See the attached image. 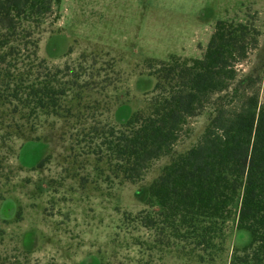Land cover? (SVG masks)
<instances>
[{"label": "rangeland", "instance_id": "obj_1", "mask_svg": "<svg viewBox=\"0 0 264 264\" xmlns=\"http://www.w3.org/2000/svg\"><path fill=\"white\" fill-rule=\"evenodd\" d=\"M225 19L251 23L259 31L257 46L236 70L237 80L255 79L247 90L258 91L262 101L264 0H53L50 11L38 23H27V30L20 27L26 22L17 21L19 39L28 34L27 39L38 40L44 61L38 73L66 64L72 71L81 63L87 92L80 120L42 115L22 138L3 139L0 130V264H229L233 250L248 241L234 218L226 222L223 250L203 260L169 229L144 226L138 219L157 210L146 203L148 186L171 155L199 143L215 95L186 120L170 153L154 160L135 183H120L87 153L84 130L89 124L118 125L143 108L158 64L201 57L214 24ZM31 50L30 42L23 53ZM35 136L39 141L30 145L35 161L46 154L49 159L32 169L21 160L20 147Z\"/></svg>", "mask_w": 264, "mask_h": 264}, {"label": "trees", "instance_id": "obj_2", "mask_svg": "<svg viewBox=\"0 0 264 264\" xmlns=\"http://www.w3.org/2000/svg\"><path fill=\"white\" fill-rule=\"evenodd\" d=\"M52 1L0 0L3 139L22 138L42 115L64 120L85 116L81 99L87 83L81 82L85 71L81 63L72 71L66 64L52 73H38L44 62L37 53L38 40L27 39L28 34L19 39L17 21L26 22L20 27L27 30V23H38L50 11ZM258 35L251 23L218 20L201 57L160 63L150 73L155 83L143 108L118 125H83L87 153L106 164L120 183H135L154 160L170 153L186 120L216 96L199 143L173 153L150 182L146 203L157 210L138 218L144 226L169 229L182 244L198 249L201 260L223 250L226 222L234 218L236 229L245 231L248 241L233 250L229 264H264V99L255 89L247 90L255 79L237 80L236 70L257 46ZM30 42L33 50L26 55L23 51ZM27 59L32 63L18 65ZM59 73L67 78L58 79ZM31 140L21 144V160L32 169L40 168L48 154L35 161L38 156L30 145L39 138Z\"/></svg>", "mask_w": 264, "mask_h": 264}]
</instances>
